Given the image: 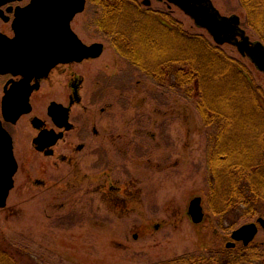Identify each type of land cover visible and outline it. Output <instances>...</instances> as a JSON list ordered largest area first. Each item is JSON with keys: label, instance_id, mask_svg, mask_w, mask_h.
<instances>
[{"label": "rangeland", "instance_id": "obj_1", "mask_svg": "<svg viewBox=\"0 0 264 264\" xmlns=\"http://www.w3.org/2000/svg\"><path fill=\"white\" fill-rule=\"evenodd\" d=\"M211 1L222 16L238 15L251 41H260L245 25L239 0ZM151 2V8L141 9L162 13L189 34H202L216 45L181 8ZM98 13L93 0H87L73 23L85 44L105 46L103 55L85 62L82 70L85 91H99V110H106L100 113V129L109 128V136L100 139L98 167L88 157L73 174L68 166L54 167L39 155L18 158L21 171L7 207L0 209V234L23 253L20 264H160L207 253L218 240L227 245L232 231L220 228L221 217L211 215L204 205L211 129L199 116L195 92L187 99L184 90H173L171 84H154L116 52L98 26ZM220 47L264 92V73L235 46ZM28 172L33 179H46L47 186H35L25 176ZM112 187L114 193L106 194ZM198 196L205 209L201 225L188 214L190 201ZM124 197L126 208L117 204V198ZM258 218L241 219L235 229ZM230 222L225 219L222 227ZM263 241L261 228L254 243Z\"/></svg>", "mask_w": 264, "mask_h": 264}, {"label": "trees", "instance_id": "obj_2", "mask_svg": "<svg viewBox=\"0 0 264 264\" xmlns=\"http://www.w3.org/2000/svg\"><path fill=\"white\" fill-rule=\"evenodd\" d=\"M98 26L113 47L154 84L195 92L197 111L211 129L206 148L209 192L204 205L227 234L241 219L264 218V92L247 69L202 34L159 19L134 0H93ZM245 25L264 43V0H239ZM225 219L229 227H222ZM218 240V239H217ZM0 234V264H20ZM160 264H264V241L228 249L218 240L203 254Z\"/></svg>", "mask_w": 264, "mask_h": 264}, {"label": "water", "instance_id": "obj_3", "mask_svg": "<svg viewBox=\"0 0 264 264\" xmlns=\"http://www.w3.org/2000/svg\"><path fill=\"white\" fill-rule=\"evenodd\" d=\"M177 5L195 24L206 29L218 45L230 43L237 46L243 56H248L255 66L264 73V44L253 42L241 28L238 15L222 16L211 0H168ZM87 0H32L17 11L13 23L16 36L8 38L0 34V74L24 75L22 83L27 84L33 77H43L59 62L83 61L99 58L104 52L103 43L85 44L71 27L74 17L84 12ZM149 6L150 0H144ZM238 32L239 41H230V33ZM235 35H237L235 33ZM32 88L22 97H17L15 109H9L12 93L4 99V117L16 122L19 117L31 111L29 97ZM52 110V109H51ZM18 163L14 154L13 138L0 120V209L6 208L8 198L15 186L14 177ZM189 215L195 224H201L205 212L201 197L190 201ZM260 228L264 230V218L244 224L232 232L227 248H235L238 242L250 245Z\"/></svg>", "mask_w": 264, "mask_h": 264}, {"label": "flooded vegetation", "instance_id": "obj_4", "mask_svg": "<svg viewBox=\"0 0 264 264\" xmlns=\"http://www.w3.org/2000/svg\"><path fill=\"white\" fill-rule=\"evenodd\" d=\"M31 1L0 0V34L8 38L16 36L13 23L17 11L27 7ZM134 1L139 5H144V0ZM158 1L169 2L168 0ZM171 4L169 2V5ZM151 6L152 2L147 8H151ZM148 11L159 19L163 17L162 13L151 9ZM79 14L72 20L71 27L77 37L83 41L73 28V23ZM235 33H230V41L240 40L238 32ZM109 41L112 44V39L109 38ZM94 43L98 42L91 44ZM97 59L59 62L46 75L40 78L35 76L27 84L22 83L25 79L24 75L0 74V120L13 138L14 153L18 163L15 186L16 177L21 171V163L19 164L18 158L26 161L27 155L28 157L31 155L42 156L51 160V164L57 168L63 167V165L68 166L73 174L78 173L76 171L85 161H89L88 157H92L94 167H98L100 139L105 138L106 135L109 136V128H107L108 131L100 129V113L104 114L106 110L105 108L99 110V91L92 92L89 89L85 91L86 78L82 72L85 62ZM29 88H32L29 97L31 111L22 114L16 122L7 121L4 117L5 97L8 93H12L8 107L15 109L17 97H22ZM22 135H25L23 141ZM87 152L90 153L87 154ZM25 176L35 186H47L46 179L42 177L38 176L33 179L29 172L25 173ZM114 189L112 187V190L105 191V193L112 195ZM96 191H99V188L95 189ZM117 200L118 206L127 207L126 197L117 198Z\"/></svg>", "mask_w": 264, "mask_h": 264}, {"label": "bare ground", "instance_id": "obj_5", "mask_svg": "<svg viewBox=\"0 0 264 264\" xmlns=\"http://www.w3.org/2000/svg\"><path fill=\"white\" fill-rule=\"evenodd\" d=\"M261 41V40H260ZM262 42V41H261ZM263 43V42H262ZM189 214V213H188Z\"/></svg>", "mask_w": 264, "mask_h": 264}]
</instances>
